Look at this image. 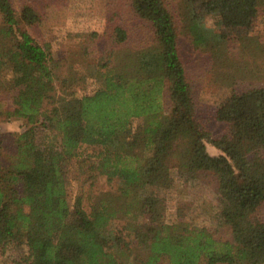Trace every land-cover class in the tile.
I'll return each instance as SVG.
<instances>
[{
    "label": "trees",
    "instance_id": "16d2710c",
    "mask_svg": "<svg viewBox=\"0 0 264 264\" xmlns=\"http://www.w3.org/2000/svg\"><path fill=\"white\" fill-rule=\"evenodd\" d=\"M125 4L115 11L111 1L103 29L79 34L68 57L35 36L33 4L0 0V90L10 98L0 116L23 127L12 151L0 132V247L28 250L0 264H264V40L245 31L264 0ZM182 30L233 91L217 109L199 108ZM74 158L91 181L75 195ZM194 172L215 183L227 233L190 218L179 198L166 220ZM100 179L108 186L93 189Z\"/></svg>",
    "mask_w": 264,
    "mask_h": 264
},
{
    "label": "rangeland",
    "instance_id": "374dc122",
    "mask_svg": "<svg viewBox=\"0 0 264 264\" xmlns=\"http://www.w3.org/2000/svg\"><path fill=\"white\" fill-rule=\"evenodd\" d=\"M18 5L26 2L33 4L40 14L39 23L33 28L35 36L39 40L50 41L54 49L60 50L66 56H71L77 51L79 41H82L83 34L91 30H102L105 24L106 12L109 10L117 11L125 4L126 0H15ZM113 1V7L108 6ZM170 1V0H168ZM126 5V4H125ZM112 8V9H111ZM126 10V6L123 7ZM174 10V5L172 4ZM208 23L212 21L208 17ZM251 35L258 36L264 40V15L258 17L251 28L245 30ZM81 34V35H79ZM180 51L185 62L188 78L197 91L199 108L204 112H209L217 107L226 104L233 94L231 87L221 85L220 80L216 81L214 71L205 53L197 49L192 43L191 37L183 30L179 35ZM86 60L76 62V67L86 68ZM240 63V62H239ZM218 67V66H216ZM226 67V66H225ZM214 72V73H213ZM86 90H93L94 81L89 79ZM0 100L2 103L10 104V98L0 90ZM207 114V113H206ZM21 120H7L0 116V132L5 136V145L8 151H12L13 136L23 130ZM210 128L215 133H220L222 127L219 123H211ZM134 131H142L143 119L137 118L133 122ZM207 149L211 154L220 152L211 143H207ZM81 159L74 158L66 162L67 180L69 188L74 195L84 193L91 185L89 174L81 173ZM180 183L177 193L169 200L170 209L167 212L166 220L173 222L177 218L176 205L179 198L190 218L207 226L218 234L227 233L219 217L220 203L219 193L211 177L201 172L188 174ZM108 186L105 181L99 180L98 185L93 189ZM153 191V189H149ZM159 193V191H156ZM260 216L264 219V206L259 210ZM28 254L25 246L7 244L0 247V263L16 261Z\"/></svg>",
    "mask_w": 264,
    "mask_h": 264
}]
</instances>
